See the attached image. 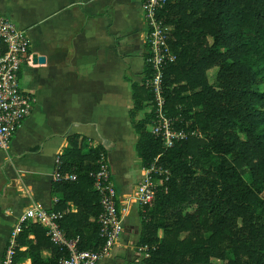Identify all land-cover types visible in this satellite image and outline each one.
Wrapping results in <instances>:
<instances>
[{
	"label": "trees",
	"instance_id": "16d2710c",
	"mask_svg": "<svg viewBox=\"0 0 264 264\" xmlns=\"http://www.w3.org/2000/svg\"><path fill=\"white\" fill-rule=\"evenodd\" d=\"M159 15L175 56L163 68L164 110L187 137L165 148L149 130L152 92L131 83L140 166L156 159L168 172L151 206L139 208L137 246L148 248L139 264H264V0H165ZM144 73L151 74L146 63ZM101 153L103 146L71 135L60 156L65 179L52 182L61 194L52 210L76 207L59 225L66 238L78 237L79 250L102 245L90 176ZM15 243L14 264L23 245L37 253L31 264L68 256L36 223H24ZM42 250L51 253L46 261Z\"/></svg>",
	"mask_w": 264,
	"mask_h": 264
},
{
	"label": "crops",
	"instance_id": "0c3cea01",
	"mask_svg": "<svg viewBox=\"0 0 264 264\" xmlns=\"http://www.w3.org/2000/svg\"><path fill=\"white\" fill-rule=\"evenodd\" d=\"M142 5L143 0H0V15L30 39L19 84L24 89L23 78L24 90L35 98L9 148L0 150V264L24 212L34 204L52 210L60 199L52 192L54 159L77 134L106 149L122 214L123 232L111 255L97 264H139L140 207L132 196L142 167L130 166L137 136L129 110L131 83L142 84L145 78ZM132 205L137 220L127 219ZM67 206L66 213L76 212L72 202ZM27 248L19 247L24 255L15 264L32 263L37 253ZM39 255L46 261L51 253Z\"/></svg>",
	"mask_w": 264,
	"mask_h": 264
},
{
	"label": "built area",
	"instance_id": "2783aa9c",
	"mask_svg": "<svg viewBox=\"0 0 264 264\" xmlns=\"http://www.w3.org/2000/svg\"><path fill=\"white\" fill-rule=\"evenodd\" d=\"M165 0H143V24L145 27L146 59L151 74L145 77L143 84L153 94L155 118L150 133L163 142L165 148L185 139L184 130L174 128L177 118L166 115L162 89V75L165 64L174 61L175 56L167 42L169 27L159 13ZM30 39L24 30L19 29L11 20L0 15V150L6 151L23 121L30 115L35 103L34 96L21 88L19 74L22 66L30 58ZM61 154L54 159L53 182L64 180L60 173ZM167 170L155 161L141 169V179L137 183L132 200L139 206H151L156 188L166 179ZM93 189L99 196L100 213L97 216L99 237L102 245L98 250H79L78 237H65L59 221L66 213L46 210L39 204L31 205L13 226L1 264H14L16 238L24 228V223H36L45 228L50 241L68 252V256L59 259L58 264H97L109 257L123 232L122 214L117 203L115 185L109 168L107 154L101 153L98 168L90 173ZM76 180L75 174L66 177ZM146 246H137L139 259L147 256Z\"/></svg>",
	"mask_w": 264,
	"mask_h": 264
},
{
	"label": "rangeland",
	"instance_id": "374dc122",
	"mask_svg": "<svg viewBox=\"0 0 264 264\" xmlns=\"http://www.w3.org/2000/svg\"><path fill=\"white\" fill-rule=\"evenodd\" d=\"M21 83H22V87L24 88V89H26L25 88V85H24V82H23V78H21ZM132 165V167L133 168H135V169H138V167L140 166V161H139V159L137 158V155H136V157L134 158V160L131 162V164H130V166ZM134 165V166H133ZM116 182H117V178H116ZM135 203V202H134ZM133 203V204H134ZM136 206L135 205H132L131 207H130V209H129V212H128V218L127 219H130V220H132V219H134V220H137V214H136ZM160 235H161V233H160ZM137 240L138 239H135V246L137 247V245H136V243H137ZM134 246V248L133 249H135L136 247ZM139 261H140V259H139Z\"/></svg>",
	"mask_w": 264,
	"mask_h": 264
},
{
	"label": "water",
	"instance_id": "95a60500",
	"mask_svg": "<svg viewBox=\"0 0 264 264\" xmlns=\"http://www.w3.org/2000/svg\"><path fill=\"white\" fill-rule=\"evenodd\" d=\"M38 61H39V62H43V61H44V58H43V57H39V58H38Z\"/></svg>",
	"mask_w": 264,
	"mask_h": 264
}]
</instances>
